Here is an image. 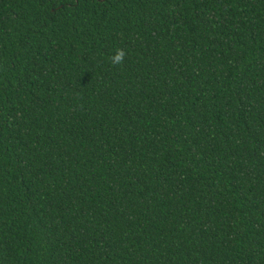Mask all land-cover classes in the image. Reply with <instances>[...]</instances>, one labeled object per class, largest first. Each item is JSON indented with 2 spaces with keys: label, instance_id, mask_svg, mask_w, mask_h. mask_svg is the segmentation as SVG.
Masks as SVG:
<instances>
[{
  "label": "trees",
  "instance_id": "trees-1",
  "mask_svg": "<svg viewBox=\"0 0 264 264\" xmlns=\"http://www.w3.org/2000/svg\"><path fill=\"white\" fill-rule=\"evenodd\" d=\"M0 264H264V0H0Z\"/></svg>",
  "mask_w": 264,
  "mask_h": 264
},
{
  "label": "clouds",
  "instance_id": "clouds-1",
  "mask_svg": "<svg viewBox=\"0 0 264 264\" xmlns=\"http://www.w3.org/2000/svg\"><path fill=\"white\" fill-rule=\"evenodd\" d=\"M126 57V51L123 48H118L115 53L111 56L112 65H121Z\"/></svg>",
  "mask_w": 264,
  "mask_h": 264
}]
</instances>
